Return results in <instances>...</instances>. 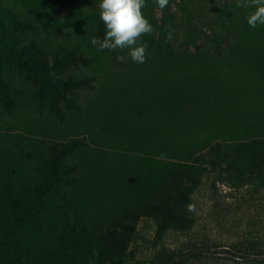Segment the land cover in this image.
<instances>
[{"label": "rangeland", "instance_id": "rangeland-1", "mask_svg": "<svg viewBox=\"0 0 264 264\" xmlns=\"http://www.w3.org/2000/svg\"><path fill=\"white\" fill-rule=\"evenodd\" d=\"M99 3L0 0L1 13L56 27L61 33L36 40L38 52L80 58L57 74L89 83L76 108H52L36 98L34 81L14 76L16 107L9 113L0 102V169L19 163L20 173L7 176L18 198L32 194L53 147H75L65 159L68 181L35 223L34 247L63 217L78 215L69 248L80 264H151L161 250L182 251L187 264H264V256L233 249L264 244V168L253 167L264 158V25H248L254 9L237 0H169L160 10L146 0L153 32L140 39L147 58L139 64L128 49L112 55L90 43L106 32ZM152 203L160 218L142 213ZM129 214L131 233L107 252L100 232Z\"/></svg>", "mask_w": 264, "mask_h": 264}, {"label": "trees", "instance_id": "trees-1", "mask_svg": "<svg viewBox=\"0 0 264 264\" xmlns=\"http://www.w3.org/2000/svg\"><path fill=\"white\" fill-rule=\"evenodd\" d=\"M57 31L59 30L56 27L48 26L45 20H41L40 25L30 24L17 20L13 15L0 12V102L9 113L16 107L10 94V80L14 76L34 81L38 86L36 98L49 103L52 108L59 102L73 108L78 106L79 92L88 88L89 83L81 79L61 78L57 71L69 64L81 62V59L72 54L42 55L37 50L36 40L41 35L54 34ZM103 37L100 36V39ZM109 51L114 55L112 50ZM49 58L52 60L51 66ZM74 148L70 145L59 149L53 147L46 166L37 170L35 187L26 199L17 197L7 177L20 173L19 163H13L11 170L7 172L0 169V264H80L82 255L69 248V245L79 238L78 231L81 225L78 215L63 217L59 228L47 234L43 247H34L32 237L39 216L44 210L51 208L49 194L56 186L68 181L69 173L73 171V167L68 166L65 159L73 153ZM2 153L0 148V156ZM253 162V167L264 168V158L253 159ZM211 164L219 165V161L211 160ZM160 212L158 204L155 203L145 205L142 211L159 218ZM163 218L171 221L168 216ZM135 221L136 215L129 214L121 222L106 226L105 230L100 232L103 248L107 252L119 251L126 235L131 233ZM170 225L177 229L179 224L170 222ZM37 230L39 231V228ZM233 249L246 258L258 259L264 256V244L256 240ZM20 256L25 257L20 260L18 259ZM187 262L188 258L182 251L161 250L151 264Z\"/></svg>", "mask_w": 264, "mask_h": 264}, {"label": "clouds", "instance_id": "clouds-1", "mask_svg": "<svg viewBox=\"0 0 264 264\" xmlns=\"http://www.w3.org/2000/svg\"><path fill=\"white\" fill-rule=\"evenodd\" d=\"M153 3L163 10L169 6V0H153ZM146 0H100L98 14L106 27L103 39L92 38L90 43L98 46V50H125L132 61L143 64L146 62V43H139L144 35H151L153 28L149 20L143 15ZM237 7L252 8L247 17L250 27L264 25V0H237ZM171 39V35H169ZM125 57L118 56L123 62ZM50 66L52 60L49 58Z\"/></svg>", "mask_w": 264, "mask_h": 264}]
</instances>
